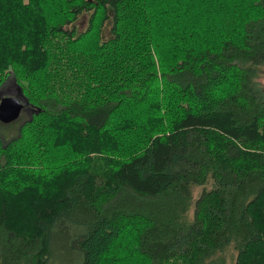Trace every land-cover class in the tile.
<instances>
[{
	"label": "trees",
	"instance_id": "1",
	"mask_svg": "<svg viewBox=\"0 0 264 264\" xmlns=\"http://www.w3.org/2000/svg\"><path fill=\"white\" fill-rule=\"evenodd\" d=\"M262 67L264 0H0V264H264Z\"/></svg>",
	"mask_w": 264,
	"mask_h": 264
},
{
	"label": "rangeland",
	"instance_id": "2",
	"mask_svg": "<svg viewBox=\"0 0 264 264\" xmlns=\"http://www.w3.org/2000/svg\"><path fill=\"white\" fill-rule=\"evenodd\" d=\"M87 24V18L86 16H82L79 20V30H82L86 27ZM104 36L108 37L109 36V31L108 29L105 30L104 32ZM260 72V81L261 83L264 85V67H262ZM20 88L21 86L16 82V78L13 76V74L8 73L4 79H0V94H2V97L6 98V97H14L15 94L17 93V89ZM32 110H27L22 114V117L20 119V121L18 122L16 127V131H13V134L11 135L12 137L15 135L17 136L18 134V128L20 127L21 123L24 122L26 119H28V117L30 116ZM166 112V110L162 111V115ZM161 115V116H162ZM2 124V123H0ZM0 136L2 140H7V137L4 133H3V129L0 128ZM10 136V135H9ZM11 137V138H12ZM199 191V188L195 189L194 195L197 194V192ZM127 231H129L127 234H125ZM127 231L122 235L121 237V244H124L126 246H129V242L131 241V227H128ZM123 246V245H122ZM117 252L119 253V250H114L111 254H109V257L113 258L117 256ZM120 254H125L124 250L121 249ZM235 256V252L233 250L229 251L227 253V257H226V264H234V257ZM130 261V260H129ZM122 264H131L130 262H122Z\"/></svg>",
	"mask_w": 264,
	"mask_h": 264
},
{
	"label": "water",
	"instance_id": "3",
	"mask_svg": "<svg viewBox=\"0 0 264 264\" xmlns=\"http://www.w3.org/2000/svg\"><path fill=\"white\" fill-rule=\"evenodd\" d=\"M22 96L27 101L26 97L23 95L22 89H20ZM22 109V103L14 97L0 98V121L2 123H8L16 120Z\"/></svg>",
	"mask_w": 264,
	"mask_h": 264
},
{
	"label": "flooded vegetation",
	"instance_id": "4",
	"mask_svg": "<svg viewBox=\"0 0 264 264\" xmlns=\"http://www.w3.org/2000/svg\"><path fill=\"white\" fill-rule=\"evenodd\" d=\"M0 98H4V97H2V94H0ZM14 98H17L21 103H22V109H21V113H20V119H21V117H22V114L25 112V111H27L28 109L29 110H32V112H33V109L31 108V107H29L28 106V104H27V101L25 100V98L22 96V94H21V91H20V88H18L17 89V93L15 94V96H14ZM31 112V113H32Z\"/></svg>",
	"mask_w": 264,
	"mask_h": 264
},
{
	"label": "crops",
	"instance_id": "5",
	"mask_svg": "<svg viewBox=\"0 0 264 264\" xmlns=\"http://www.w3.org/2000/svg\"><path fill=\"white\" fill-rule=\"evenodd\" d=\"M19 117L16 120H14V121H11V122H8V123H4V124H7V126H17L18 122L20 121ZM12 122L14 123L13 125H12Z\"/></svg>",
	"mask_w": 264,
	"mask_h": 264
}]
</instances>
